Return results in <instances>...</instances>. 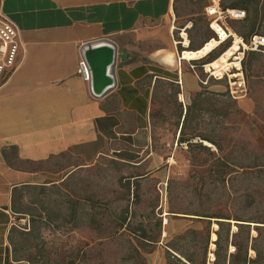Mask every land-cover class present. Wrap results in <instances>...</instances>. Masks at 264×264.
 <instances>
[{"label": "crops", "instance_id": "1", "mask_svg": "<svg viewBox=\"0 0 264 264\" xmlns=\"http://www.w3.org/2000/svg\"><path fill=\"white\" fill-rule=\"evenodd\" d=\"M186 3L0 0V14L17 29L20 43L16 67L0 82V264H27L14 251L13 235L32 221L31 190L106 159L126 166L130 182L154 180L162 186L168 178L166 150L178 146L180 132L183 140H200L195 128L199 118L206 109L214 113L215 102L219 108L227 90L225 79L201 84L207 76L200 66L219 56L231 39L200 58L178 62L181 52L189 46L198 51L212 36L195 31L182 12ZM233 5L241 2L231 0L227 6ZM247 10L243 20L228 22H234L228 28L243 42L264 37V12ZM180 32L186 34L187 46L178 44ZM100 40L115 44L117 60L114 87L96 98L80 65V51ZM242 68L249 95L241 106L252 110L257 84L264 80V48L245 52ZM51 165L57 170L46 169ZM61 165L69 166L62 175ZM166 254L151 264H167Z\"/></svg>", "mask_w": 264, "mask_h": 264}, {"label": "rangeland", "instance_id": "2", "mask_svg": "<svg viewBox=\"0 0 264 264\" xmlns=\"http://www.w3.org/2000/svg\"><path fill=\"white\" fill-rule=\"evenodd\" d=\"M186 1L182 12L195 31L210 34L203 3ZM236 1L244 2L251 12H264L259 0ZM239 28L240 24L232 26L233 31ZM256 90L254 109H244V99L222 96L220 107L215 102L214 113L206 109L196 124L200 140L167 148L168 178L162 186L154 180L130 182L126 166L106 159L73 168L67 179L31 190L27 195L31 220L46 226L37 239L14 235L18 257L27 264H151L153 258L168 255L166 243L188 225L205 227V221H189L194 215L229 219L232 231H236L234 223H240L235 220L264 223V80ZM202 137L212 146L205 145ZM68 167L60 166L61 175ZM126 212L130 228L138 230L135 234L121 228ZM214 221L212 230L217 229ZM142 231L146 240L138 238ZM251 236L256 237V232L251 230ZM256 246L264 247V238Z\"/></svg>", "mask_w": 264, "mask_h": 264}, {"label": "trees", "instance_id": "3", "mask_svg": "<svg viewBox=\"0 0 264 264\" xmlns=\"http://www.w3.org/2000/svg\"><path fill=\"white\" fill-rule=\"evenodd\" d=\"M203 3V8L206 3L201 0H196ZM225 1V0H224ZM221 2V6L223 8L228 9H247V5L244 2H241L240 6L233 5L231 8L229 6H224L223 2ZM239 7V8H235ZM246 13V12H245ZM207 19V18H206ZM208 19H207V27H208ZM209 29V27H208ZM210 31V30H209ZM211 32V31H210ZM212 36L208 38L202 46L201 49ZM207 37V36H206ZM244 38V37H243ZM245 39V38H244ZM222 45V44H221ZM220 45V46H221ZM218 48V47H217ZM198 49V50H199ZM214 50V49H213ZM188 51H192L191 46H189ZM222 54V53H221ZM220 54V55H221ZM219 55V56H220ZM214 58L212 61L216 60ZM210 62V63H211ZM229 99L228 89L226 90V95ZM232 100V99H231ZM183 133L180 132L179 142L177 145L179 146H187L192 143L189 140H183ZM203 141L208 142L209 140L203 139ZM137 187V185H136ZM135 202L138 201L137 196L134 194ZM127 212L125 217H122L121 228H124L130 231L132 234L137 233L138 230L131 229L128 224V216ZM192 224L195 223H203L205 221L206 225L203 229H197L193 225H188L181 233L174 236L171 242L166 243V248H168L173 253L177 254L176 256L168 251V263L167 264H264V247L256 246V243L264 238V227L260 225H264V223L255 222V221H239L240 223H234L236 231L231 230V225L229 219L223 217H209L204 215H194L193 217L188 218ZM212 219H215L214 223L217 226L216 230L211 229ZM252 223L256 225L251 226ZM38 225L35 220L29 221V227H22L20 230L18 229L14 235H17L20 239L33 237L35 239L41 236V228L46 226V224ZM48 225V224H47ZM158 227L161 228V223L157 224ZM253 227V228H251ZM251 230L256 232V237L251 236ZM142 235L138 236V238L142 240H146L144 232L142 231ZM214 234L216 239L212 242L211 235ZM13 235V243L15 244V239ZM177 242H183L182 245L178 246ZM210 244L214 245L213 251L210 250ZM232 246L234 251L229 253V247ZM15 247V246H14ZM198 249H200V258H198ZM18 251L17 248H14V251ZM250 251L253 252V256L250 255ZM209 254L213 255V260H210Z\"/></svg>", "mask_w": 264, "mask_h": 264}, {"label": "built area", "instance_id": "4", "mask_svg": "<svg viewBox=\"0 0 264 264\" xmlns=\"http://www.w3.org/2000/svg\"><path fill=\"white\" fill-rule=\"evenodd\" d=\"M206 3L203 8V15L208 19L209 30L213 33V38L210 41L216 43L215 48L221 44L226 43L231 39L230 45L222 52V55L227 50L231 49L235 43V36L230 32L228 28V22L235 20H243L246 17V13L239 9H228L221 6V2L224 0H201ZM182 41L178 44L181 46H187L185 44L186 34L180 32ZM20 43L18 39V31L3 15L0 14V82L4 78V73L12 71L16 67V59ZM264 48V37L252 36L247 42H243L239 39L238 50L234 51V54L228 58V64L218 72L211 66V63L201 65L203 72L207 76L205 80H200L201 84H206L208 78L215 80H226L229 97L234 101H239L248 96V89L246 84V78L243 73L242 61L244 59L245 52H260ZM183 52L180 57L177 58L178 62L183 59ZM190 62V60H187ZM85 73L86 81L89 80V74L87 67L83 62H80ZM191 70H195L196 66L189 65ZM23 227L28 228L29 222L27 221ZM234 249L230 248V252Z\"/></svg>", "mask_w": 264, "mask_h": 264}, {"label": "water", "instance_id": "5", "mask_svg": "<svg viewBox=\"0 0 264 264\" xmlns=\"http://www.w3.org/2000/svg\"><path fill=\"white\" fill-rule=\"evenodd\" d=\"M80 55L89 72L91 94L96 98L105 96L114 87L115 44L109 40L88 43L82 47Z\"/></svg>", "mask_w": 264, "mask_h": 264}, {"label": "bare ground", "instance_id": "6", "mask_svg": "<svg viewBox=\"0 0 264 264\" xmlns=\"http://www.w3.org/2000/svg\"><path fill=\"white\" fill-rule=\"evenodd\" d=\"M185 44L187 45V40L185 41ZM238 44L239 39L235 38V43L232 46L231 49L227 50L226 53L222 56H219L216 60H214L211 63V66L216 69V72L220 70V68L226 66L228 64V58L234 54V51L238 50ZM216 43L214 41L208 42L205 46H203L198 51L192 52V51H184L182 56L186 60H192L196 58H200L210 52L214 49ZM205 145L210 146V143L204 142Z\"/></svg>", "mask_w": 264, "mask_h": 264}]
</instances>
